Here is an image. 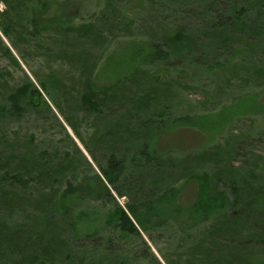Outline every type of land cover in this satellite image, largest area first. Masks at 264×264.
Here are the masks:
<instances>
[{
  "label": "trees",
  "instance_id": "16d2710c",
  "mask_svg": "<svg viewBox=\"0 0 264 264\" xmlns=\"http://www.w3.org/2000/svg\"><path fill=\"white\" fill-rule=\"evenodd\" d=\"M153 2L173 12L183 2L191 16L197 17L206 2L213 17L204 18L201 13L204 28L187 22L169 28L160 21L152 50L129 73L105 86H98L95 78L107 49L106 39H100V27L92 20L55 33L65 44L67 36L78 46L62 47L55 58H64L74 67L79 82L76 93L53 74L50 83L39 81L42 90L27 74L23 84L9 91L0 79V128L14 119L22 121L27 110L42 112L43 102L48 107L44 90L100 170L94 171L88 163L78 179L75 159L68 154L58 159L46 149L37 151L34 145L22 149L1 137L0 156L7 165L0 163V168L12 171L0 174V243L4 245L0 264H264V164L251 150L246 131L227 136L225 143L210 142L186 153H157L153 144L167 128L194 125L197 117L172 108L180 91L205 90L197 84L210 80L212 90L201 104L203 110L208 104L215 110L216 98L225 91L264 86V0ZM0 3L6 8L0 9V30L24 56L19 45L37 41L47 31L36 32L32 25L39 0ZM25 12H30L26 25ZM129 27H125L126 34ZM97 42L103 50L94 54L91 49ZM11 46L0 35V51L21 67ZM238 48L246 54L241 60L228 65L219 61ZM176 65L180 68L177 75L173 73ZM239 71L237 86L233 80ZM75 78L73 74L71 80ZM84 125L91 130L88 137ZM68 172H73L71 178ZM35 182L44 189H31ZM97 184L99 193L95 192ZM115 194L125 197L124 208ZM70 196L84 204L92 199L101 205L113 204L101 221L114 227L112 238L89 235L81 253L66 246L67 225L58 215L68 210L64 201ZM89 207L80 208L79 215L90 213ZM19 232L22 240L9 241ZM56 241L66 255L56 253L57 247L51 246Z\"/></svg>",
  "mask_w": 264,
  "mask_h": 264
},
{
  "label": "rangeland",
  "instance_id": "374dc122",
  "mask_svg": "<svg viewBox=\"0 0 264 264\" xmlns=\"http://www.w3.org/2000/svg\"><path fill=\"white\" fill-rule=\"evenodd\" d=\"M37 5L33 8L32 17L34 22H32V25L36 32L40 31V28L47 31L37 41L19 45L26 52L24 56L11 46V41L0 30L3 40L10 44L12 52L21 65V67L16 66L0 51V79L5 81V87H7L8 91L10 88L23 84L26 74L42 90L39 81L46 79L50 83L52 81L50 74H53L59 81L61 80L60 82L65 87L66 85L67 87L70 86L69 91L71 93H76V87H79V82L77 81L74 67L70 66L64 58L63 60H55L62 47L66 50L77 49L78 47L76 42L71 44L67 36L64 38L66 40L65 44L64 40L55 34L61 28H71L74 24L77 25L91 20L100 27L101 35L99 37L100 39H106L105 45L107 49L102 58L103 60L96 67L95 81L98 86H105L109 82L117 81L129 73V70L139 65L143 56L152 50V39L155 40V35L157 36L160 31V21L166 22L169 28L178 26L182 22L204 28L201 13L205 14L204 18L213 17V13L208 10L206 2L199 9L201 12L198 17L191 16L189 9L184 7L187 5L183 2L176 4L174 12L166 8V6L163 8L158 7L153 0H39ZM0 9L5 10L6 8L0 3ZM27 16H30V12H25V25L28 20ZM127 24L130 26L128 34H126L125 30V27L128 26ZM91 50L94 54H97L103 48L97 42ZM245 55L238 48L235 53L228 52L224 59L219 61L223 60V64L228 65L232 61L241 60ZM146 65L148 68L152 67L151 64L146 63ZM179 72V66H174L173 73L177 75ZM162 73L160 72V76ZM37 74L41 79L36 77ZM73 74L76 75V78L72 81ZM238 75L233 80V84L237 86L242 72L239 71ZM197 85H203L205 90L196 87V89H191V91H180L172 108L178 107L179 111L182 110L185 114L197 117L194 125L200 124L201 126L196 128L194 125L179 123L165 129L155 138L153 142L154 150L157 153H166L167 151L171 153H186L205 146L210 142L212 144L225 143L224 139L227 136L238 135V133L246 131L247 137L252 141L250 144L251 150H255L261 156L264 164V86L236 89L232 93L231 90L225 91L219 94L218 99L216 98L215 110L212 109V104H208V107L205 108L206 110H203L201 103L204 102V95L210 94L212 83L208 80L206 84L199 82ZM72 86L74 87L73 90L71 89ZM56 93L61 95L58 89H56ZM42 94L43 100L47 102L49 108L43 102L42 112H37L34 109L27 110L29 113L26 114L22 121L19 122L15 119L11 122L8 121V125L0 128V139L5 136L6 141L13 143V146L18 144V147L22 149L32 145L37 151H45L46 149L48 153L55 157L57 156L58 159L65 158L68 154V156L75 159L74 165L78 170L74 172V176L78 179L85 174L88 163L94 171L96 169L100 173L95 159L91 157L78 137L74 135L60 108L53 103L50 95L44 90ZM37 100V96H35L34 101L36 102ZM65 110L67 109L65 108ZM83 131L87 137L91 133L90 128L86 125L83 126ZM72 140L80 148L77 149ZM5 161V157L1 155L0 163L6 166ZM2 170L12 171V168H0V174H2ZM91 171L94 172L93 170ZM72 174L73 172H68V177L71 178ZM30 188L35 191L36 189H44L41 184L36 182L31 183ZM192 188L194 194V186ZM100 189V184H97L95 192L99 193ZM115 198L124 208L126 205L125 197L121 198L115 194ZM64 203H66L68 212L60 211L58 217L62 216L61 220L65 219L67 225L65 233L68 244L66 246L72 247L75 251L81 253L84 248L82 244L87 245L89 243L85 239L89 235L98 234L104 235L105 238H112L114 227L101 221L104 216L106 218V214L109 213L113 204L101 205V202L94 199L84 204L71 196L66 198ZM85 205L90 206V213L81 216L79 214L82 211L79 212L78 210ZM98 237L100 238V236ZM144 238L154 254L161 259L162 257L155 245L148 237L146 238L145 236ZM22 239V232L9 237V241L18 242ZM53 245L57 247L56 253L60 254L62 252L63 255H66V250L61 244L59 245L56 241V243L51 244V246ZM3 247L4 245L0 243V248L3 249ZM95 260L97 261V259Z\"/></svg>",
  "mask_w": 264,
  "mask_h": 264
}]
</instances>
